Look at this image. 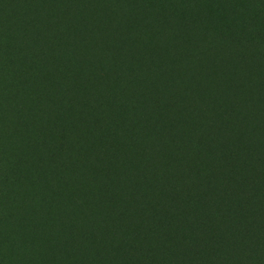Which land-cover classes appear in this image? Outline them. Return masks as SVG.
<instances>
[{"label": "trees", "instance_id": "1", "mask_svg": "<svg viewBox=\"0 0 264 264\" xmlns=\"http://www.w3.org/2000/svg\"><path fill=\"white\" fill-rule=\"evenodd\" d=\"M31 254L264 264V0H0V264Z\"/></svg>", "mask_w": 264, "mask_h": 264}, {"label": "rangeland", "instance_id": "2", "mask_svg": "<svg viewBox=\"0 0 264 264\" xmlns=\"http://www.w3.org/2000/svg\"><path fill=\"white\" fill-rule=\"evenodd\" d=\"M23 259L25 260L26 264H41V260H43L44 258L39 256V255H36V256L32 257V254H31V256L28 257V259L27 258H23ZM46 262L48 263L47 260H46Z\"/></svg>", "mask_w": 264, "mask_h": 264}]
</instances>
